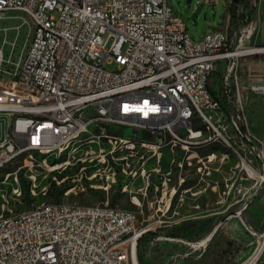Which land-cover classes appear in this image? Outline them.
Returning a JSON list of instances; mask_svg holds the SVG:
<instances>
[{"label": "built area", "instance_id": "2783aa9c", "mask_svg": "<svg viewBox=\"0 0 264 264\" xmlns=\"http://www.w3.org/2000/svg\"><path fill=\"white\" fill-rule=\"evenodd\" d=\"M8 11L23 12L34 34L17 61L11 59L15 41L10 55L0 49V169L23 152L59 154L87 133L129 142L106 134L109 127L167 135L170 151L178 146L185 157L201 144L228 143L211 111L233 110L234 131L246 139L238 93L264 98V83L246 82L236 62L223 78L222 95L204 80L218 61H236L247 51L239 49L245 30L230 50L228 33L219 29L194 40L167 0H0V19ZM248 50L264 54V45ZM195 118L208 122V130L196 127ZM174 159L180 171L184 158ZM136 238L132 211L107 203L40 204L0 215V264H133ZM252 256L242 264H255Z\"/></svg>", "mask_w": 264, "mask_h": 264}, {"label": "rangeland", "instance_id": "374dc122", "mask_svg": "<svg viewBox=\"0 0 264 264\" xmlns=\"http://www.w3.org/2000/svg\"><path fill=\"white\" fill-rule=\"evenodd\" d=\"M167 3L182 17L187 34L194 40L201 39L206 19L214 24L220 22L221 4L214 8L202 7L201 0ZM25 19L26 15L19 11H8L0 19V49L10 55L15 41L13 61L18 60L27 35L34 34L33 28L29 32ZM250 26L248 23L241 29L250 30ZM227 49L230 50L229 45ZM239 49L244 47L240 45ZM222 90L220 85L217 94L222 95ZM210 115L214 127L232 149L218 139L189 148L186 156L193 157L187 159L178 146L173 153L170 151L167 135L109 127L106 134L129 142L99 141L87 133L59 154L23 152L0 169V215L9 213L10 202L20 203L27 191L34 198V205L107 203L135 213L138 264H242L264 240V180L254 174L264 176V139L252 138L246 128V139L236 134L232 110L222 116L211 111ZM242 115L245 126L246 107H242ZM201 123L206 125L205 121ZM2 133L4 127L0 128ZM213 134L210 130L206 136ZM102 154H106L104 160ZM212 154L214 158L208 162ZM172 158L178 162L184 158L180 171L171 164ZM53 161L64 165L53 169ZM180 177L183 182L178 188ZM51 182L65 187L62 197L47 194ZM107 184V190L100 187ZM89 189H93L92 195ZM11 211L20 212L15 208ZM221 240L234 241L235 247L229 250L220 245ZM255 264H264V247Z\"/></svg>", "mask_w": 264, "mask_h": 264}, {"label": "crops", "instance_id": "0c3cea01", "mask_svg": "<svg viewBox=\"0 0 264 264\" xmlns=\"http://www.w3.org/2000/svg\"><path fill=\"white\" fill-rule=\"evenodd\" d=\"M217 4H221L220 22L214 24L206 19L201 38L204 34L213 29L227 32L230 19L228 13V0H201V6L211 5L215 8ZM197 10L198 8L196 11ZM249 23H251L250 30H248L249 28L241 29L243 26L240 28L241 36V32L245 30L240 45L247 51L236 61L225 59L217 62L215 70L207 81V88L212 94H217L220 85H223V78L232 62H236L237 73L246 82L264 83V54L248 51V49L264 45V0L258 1L257 8L251 15ZM231 89L232 92H234V85ZM238 98L240 103L247 108L248 121H246L245 128L248 134L255 139L257 137H259V139H264V98L242 91H239Z\"/></svg>", "mask_w": 264, "mask_h": 264}, {"label": "trees", "instance_id": "16d2710c", "mask_svg": "<svg viewBox=\"0 0 264 264\" xmlns=\"http://www.w3.org/2000/svg\"><path fill=\"white\" fill-rule=\"evenodd\" d=\"M258 1L259 0H231L230 1L229 7H228V13H229L230 19H229V26L227 28V33L229 37L228 45L231 49L237 45L238 39L240 37L241 26H245L250 22V17L253 14V12L256 10ZM194 123L196 127H201V130L205 129L204 125L197 118L194 119ZM62 160H64V157ZM53 163H55V161L51 162V164ZM56 177L58 180H61L62 178L58 174L56 175ZM65 190H66L65 187L61 185L57 186L54 182H51V186L48 188L47 194L55 198H60L62 197ZM88 192L89 194L92 195L94 191L93 189H89ZM102 194H104V192H102ZM33 201H34V198L30 195L29 191H27L25 192L23 197L19 199L20 203L17 204L15 201H11L9 208L10 210H12V208H15V210H18L20 212L27 211L35 206L32 203ZM220 245L226 246V248H229V250H233V248L235 247L234 241H228V240H221Z\"/></svg>", "mask_w": 264, "mask_h": 264}, {"label": "bare ground", "instance_id": "6f19581e", "mask_svg": "<svg viewBox=\"0 0 264 264\" xmlns=\"http://www.w3.org/2000/svg\"><path fill=\"white\" fill-rule=\"evenodd\" d=\"M249 51V50H248ZM264 51V50H263ZM241 53V52H240ZM212 74V71H205L204 72V80L205 81H207L208 80V78H209V76ZM229 111V110H228ZM233 111V110H232ZM234 113V112H233ZM233 115V114H232ZM206 123V125H204V127H205V129L204 130H208V122H205ZM233 124H235V121H233ZM212 142H215V141H212ZM228 146H229V144L228 143H226ZM222 147V146H221ZM231 149H232V147H230ZM212 156V155H211ZM245 165V164H244ZM247 166V165H246ZM245 167V166H244ZM255 175H257L259 178H260V176L257 174V172H255L254 173ZM263 247H264V240L263 241H261V243H260V245L258 246V248L256 249V251H255V254H254V256H252V258H251V261H256L257 260V258L260 256V254H261V252H262V250H263ZM131 256H132V262H133V264H138V262H137V259H136V252H135V247H134V243H133V245H132V250H131ZM256 256H257V258H256ZM246 264H248V263H246Z\"/></svg>", "mask_w": 264, "mask_h": 264}]
</instances>
